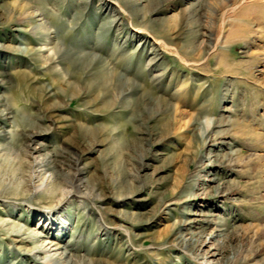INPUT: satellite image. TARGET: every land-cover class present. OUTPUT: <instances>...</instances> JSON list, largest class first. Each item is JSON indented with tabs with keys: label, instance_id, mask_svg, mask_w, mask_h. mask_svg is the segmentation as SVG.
Wrapping results in <instances>:
<instances>
[{
	"label": "rangeland",
	"instance_id": "obj_1",
	"mask_svg": "<svg viewBox=\"0 0 264 264\" xmlns=\"http://www.w3.org/2000/svg\"><path fill=\"white\" fill-rule=\"evenodd\" d=\"M3 111L0 219L82 264H264V0H0ZM24 237L0 264H36Z\"/></svg>",
	"mask_w": 264,
	"mask_h": 264
},
{
	"label": "bare ground",
	"instance_id": "obj_2",
	"mask_svg": "<svg viewBox=\"0 0 264 264\" xmlns=\"http://www.w3.org/2000/svg\"><path fill=\"white\" fill-rule=\"evenodd\" d=\"M15 4H17V3H15ZM17 6H18V8L16 11L17 14H16L15 18L17 19L18 23L23 24V25L27 24L26 26L28 27V29L35 32V33H37V31H38L37 29H43L45 32L42 35H43V37L45 36L44 41L47 42L46 45L41 46L40 48H37V49H31V48L24 49V54H26L29 57L39 56V58H40V56L42 57V55L45 53H48L49 55L53 54L54 48L49 47V44H51L52 36L50 37V35H49L50 32L47 29L48 27L45 26V23L41 19V15L39 13H36L33 11H26L24 9V5H22V4H19ZM14 14H15V11L11 12L10 15L9 14L7 15L9 17V18L8 17L7 18L9 20H13L14 16H15ZM38 33H40V32H38ZM210 36H211L210 32L208 35H204V37L209 39V40L211 39ZM213 47H214V45H213ZM53 91L54 90H52L51 88L47 89L46 92L49 95V97L54 96ZM4 113H5L4 111L0 113L1 118H2V116L5 117L4 115H6V114H4ZM40 149L34 148L33 151L35 153H37L38 150H40ZM34 168H35V170H37V172H39V175L41 176V180L38 181V184L36 183V188L41 189L44 187H48L50 185H52L53 188H56V189L62 188L60 186V183H59V180L57 177V173L54 174V170H53L54 168L51 166V164L48 163L47 160L46 161L43 159L42 160H36L34 162ZM84 174H86L85 170L77 169L75 174H73L72 178L68 181V184L70 185V189H71L67 192L68 197H70L71 195H77L79 197H85L88 195L87 194L88 193L87 192V184H86L85 180L83 179ZM0 226L3 229L7 230L8 232L17 234L19 236L20 235H26V237L21 238L20 242H22V243L27 242V243H31L33 245L32 248H29L28 253H29V257L34 259L36 264H82L83 263L81 260L78 259V257L72 256L70 254V251L68 249L69 248L68 243H65L62 245V243H60L58 240H55L56 238H54V237L42 239V234L40 232H38V231L33 232V231L28 230V229H24L22 226L10 221V219H6V218L0 219ZM9 240H10V238H9ZM20 242H19V244H20Z\"/></svg>",
	"mask_w": 264,
	"mask_h": 264
}]
</instances>
